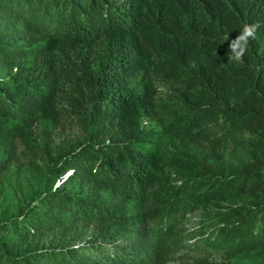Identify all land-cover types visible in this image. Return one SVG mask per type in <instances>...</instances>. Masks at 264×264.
<instances>
[{"label": "trees", "instance_id": "16d2710c", "mask_svg": "<svg viewBox=\"0 0 264 264\" xmlns=\"http://www.w3.org/2000/svg\"><path fill=\"white\" fill-rule=\"evenodd\" d=\"M39 122L83 135L50 155ZM38 149L43 185L1 211L0 264L264 250V0H0V182Z\"/></svg>", "mask_w": 264, "mask_h": 264}, {"label": "rangeland", "instance_id": "374dc122", "mask_svg": "<svg viewBox=\"0 0 264 264\" xmlns=\"http://www.w3.org/2000/svg\"><path fill=\"white\" fill-rule=\"evenodd\" d=\"M160 89L161 95L165 96L167 87L160 85ZM34 134L36 141L48 149L50 155H55L74 146L82 138L83 131L78 124L70 126L63 122L56 125H48L44 122H39L34 127ZM215 153L220 155L221 161L228 170H233L239 159L245 156L241 148H236L230 143L216 147ZM29 157H35L37 161L44 162L47 160L42 158L39 149L29 152L22 157L17 166H13L12 170L4 176L0 182V213L1 211L8 214L13 213L18 202H27L30 192L43 185L37 178V170L27 161ZM59 180L54 181L53 185L57 184ZM191 219L194 218L191 217ZM192 221L194 222V220ZM197 259L214 264H264V250L242 252L230 257L216 253L182 252L168 264H186V262L190 263Z\"/></svg>", "mask_w": 264, "mask_h": 264}, {"label": "clouds", "instance_id": "9594fccd", "mask_svg": "<svg viewBox=\"0 0 264 264\" xmlns=\"http://www.w3.org/2000/svg\"><path fill=\"white\" fill-rule=\"evenodd\" d=\"M259 23L244 24L240 29L239 34L228 43L229 56L228 59L239 62L243 59L248 49L250 39L256 38Z\"/></svg>", "mask_w": 264, "mask_h": 264}]
</instances>
